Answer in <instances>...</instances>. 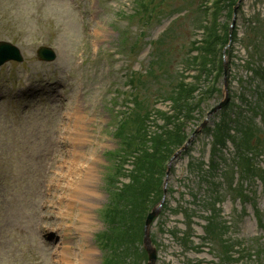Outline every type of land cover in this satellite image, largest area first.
I'll return each instance as SVG.
<instances>
[{"label": "rangeland", "instance_id": "1", "mask_svg": "<svg viewBox=\"0 0 264 264\" xmlns=\"http://www.w3.org/2000/svg\"><path fill=\"white\" fill-rule=\"evenodd\" d=\"M229 1L0 0V41L24 57L0 67V264H144L142 209L160 172L150 163L136 188L130 159L111 156L122 148L114 132L129 110L126 132L144 127L135 145L150 150L170 129L167 99L197 80L186 70L194 45L203 23L231 24ZM235 19L228 101L173 159L149 225L156 264H264V0H241ZM39 46L55 59L38 60ZM115 206L124 223L111 225ZM106 231L108 248L95 241Z\"/></svg>", "mask_w": 264, "mask_h": 264}, {"label": "trees", "instance_id": "2", "mask_svg": "<svg viewBox=\"0 0 264 264\" xmlns=\"http://www.w3.org/2000/svg\"><path fill=\"white\" fill-rule=\"evenodd\" d=\"M207 46V45H206ZM211 47H207V49H214L215 44H212ZM200 84L199 83H191V84H180L178 87L177 92L175 93V96H169V98L172 101L173 106V114H171L169 119H165L164 122L170 123V129L166 130V127L163 125L162 127L163 131L160 136L156 137L154 140L153 145L149 149L144 148L141 145H135L133 144V139L135 138L136 133H144V127L142 128L141 132L140 129H135L132 131V133H129V135L124 134V130L121 128L119 134L121 135V143L122 148L114 153L112 156L115 157V161H126V158L128 160L131 159V169L129 171V175L133 178L134 181H137L134 185L136 188L141 187L144 188V183H139L138 180L142 179V177L145 174V170L148 168L150 169V163L151 166H153L155 172H160L159 178L157 180L156 186H155V194L150 197L147 205L143 207V220L145 217V214L148 212V210L158 202L160 195H161V182L162 177L164 175V162L168 160L169 156L172 154V152L182 144L183 140L186 137L185 128L187 122H193L197 121L196 114H199L200 112V106L202 104V100L204 98H208L212 91H216L214 87L207 88L208 92L199 93L197 90L199 89ZM196 94L199 95V98L196 99ZM171 130V131H170ZM177 142V143H176ZM176 143V144H175ZM175 144V145H172ZM161 157V161L157 165V158ZM152 169V167H151ZM133 186V187H134ZM125 189V188H124ZM120 194L123 193V188L120 189ZM116 196L119 195V193H115ZM144 201L148 199V195L144 194ZM117 209L121 210L119 213H117ZM123 209L117 208V206L113 207L108 211V220L110 221V224L115 225L116 224V217L118 216V222H120L121 217L123 216ZM142 220V221H143ZM122 222L124 223V216L122 217ZM143 224V222H142ZM142 233V225L140 224V237ZM112 233L111 232H103L102 234L98 235V241L100 240L102 246L104 248H108L112 244L111 240ZM128 237L129 239L130 235H121L120 240H124V238ZM139 248H140V241L138 240ZM143 256H142V254ZM138 256L141 258V260H144L142 257L145 258L144 252L140 249ZM137 256V257H138ZM137 264V262L135 263Z\"/></svg>", "mask_w": 264, "mask_h": 264}, {"label": "water", "instance_id": "3", "mask_svg": "<svg viewBox=\"0 0 264 264\" xmlns=\"http://www.w3.org/2000/svg\"><path fill=\"white\" fill-rule=\"evenodd\" d=\"M2 48H6L9 51H11V53H13V55L11 57H15V51L14 49L8 45V44H2L1 45ZM50 57H48V59H52L54 57V55L50 52ZM219 107V106H218ZM218 107L214 108L212 111L216 110ZM158 213V208H155L152 210L151 213H149V215L146 218L145 221V226H144V239H143V244L147 253V257H148V261L147 264H155V260H156V251L155 248L151 245L150 239H149V235H148V228H149V224L151 222V220L153 219V217Z\"/></svg>", "mask_w": 264, "mask_h": 264}, {"label": "bare ground", "instance_id": "4", "mask_svg": "<svg viewBox=\"0 0 264 264\" xmlns=\"http://www.w3.org/2000/svg\"><path fill=\"white\" fill-rule=\"evenodd\" d=\"M80 124H82V123H78V125H80ZM93 168H94V166L91 168V170H92ZM87 178H88V179H87ZM87 178L85 177V180H92V178H91L90 176H88ZM79 187H81V190H82V187H84V190H83V193H78V197L82 198L84 204H88V203H86V202H87V201H86V199H87L86 195H87V193H88V188L86 187L84 181H82V186H81V184H80V182H79ZM85 219H87V217L85 216V214H82V216H81V220H82L84 223H85ZM84 223H83V225H84Z\"/></svg>", "mask_w": 264, "mask_h": 264}]
</instances>
